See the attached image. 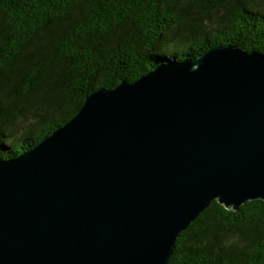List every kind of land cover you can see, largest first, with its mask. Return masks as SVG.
Segmentation results:
<instances>
[{
    "label": "water",
    "instance_id": "1",
    "mask_svg": "<svg viewBox=\"0 0 264 264\" xmlns=\"http://www.w3.org/2000/svg\"><path fill=\"white\" fill-rule=\"evenodd\" d=\"M214 200H264V54L232 44L98 89L0 159V264H168Z\"/></svg>",
    "mask_w": 264,
    "mask_h": 264
},
{
    "label": "trees",
    "instance_id": "2",
    "mask_svg": "<svg viewBox=\"0 0 264 264\" xmlns=\"http://www.w3.org/2000/svg\"><path fill=\"white\" fill-rule=\"evenodd\" d=\"M232 44L264 54V0H0V159L32 149L86 96ZM168 264H264V200H214Z\"/></svg>",
    "mask_w": 264,
    "mask_h": 264
}]
</instances>
